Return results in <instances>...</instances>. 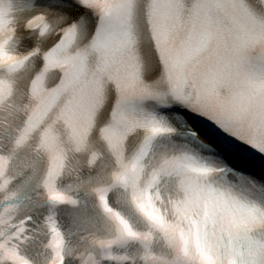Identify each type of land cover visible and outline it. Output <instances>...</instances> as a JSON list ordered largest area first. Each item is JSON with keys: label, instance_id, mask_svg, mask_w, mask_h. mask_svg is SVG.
<instances>
[{"label": "snow or ice", "instance_id": "1", "mask_svg": "<svg viewBox=\"0 0 264 264\" xmlns=\"http://www.w3.org/2000/svg\"><path fill=\"white\" fill-rule=\"evenodd\" d=\"M0 264H264V0H0Z\"/></svg>", "mask_w": 264, "mask_h": 264}]
</instances>
